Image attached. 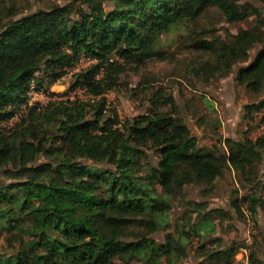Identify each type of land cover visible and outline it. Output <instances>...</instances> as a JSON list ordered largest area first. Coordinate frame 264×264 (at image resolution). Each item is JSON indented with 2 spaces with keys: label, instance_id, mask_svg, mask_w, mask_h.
<instances>
[{
  "label": "trees",
  "instance_id": "obj_1",
  "mask_svg": "<svg viewBox=\"0 0 264 264\" xmlns=\"http://www.w3.org/2000/svg\"><path fill=\"white\" fill-rule=\"evenodd\" d=\"M213 6L230 22L256 14L251 5L228 0H71L16 18L0 14V122L25 108L16 129L0 130V175L10 179L0 182V264H175L186 257L184 245L174 239L158 244L147 233L129 235L136 220L147 217L154 232L159 201L167 211L184 186L212 184L227 169L244 183H258L261 139L228 138L224 152L199 149L170 97L168 111L152 108L121 126L104 99L92 105L27 103L31 86L48 92L82 56L93 63L78 73L73 87L81 85L93 97L105 94L123 70L114 58L140 63L160 56L161 33L193 23ZM205 44L195 48H212ZM256 45L260 50L248 62ZM216 58L226 71L246 63L237 68L235 82L255 96L264 92V30L259 25L223 43ZM246 108L263 112L264 98ZM249 197L254 202L249 213L255 217L262 198ZM204 206H191L193 213L205 212L192 224L199 236L198 226L209 232L215 214L226 216ZM232 207L242 214L238 199ZM237 250L234 244L217 245L197 264H235Z\"/></svg>",
  "mask_w": 264,
  "mask_h": 264
},
{
  "label": "rangeland",
  "instance_id": "obj_2",
  "mask_svg": "<svg viewBox=\"0 0 264 264\" xmlns=\"http://www.w3.org/2000/svg\"><path fill=\"white\" fill-rule=\"evenodd\" d=\"M70 1L0 0V14L16 18L53 5H66ZM228 1L237 5L249 4L255 8L256 14L242 21L230 22L219 8L213 6L193 23L175 24L159 36L156 50L160 56L145 58L140 63L114 58L123 68L118 74L117 85L98 97L88 94L81 85L73 87L78 73L93 63L88 57L82 56L48 92L37 90L34 85L27 94L28 105L45 107L60 100L84 101L92 105L104 99L105 108L115 111L121 126L134 117L149 113L152 108L168 111L171 107L165 103L170 97L174 101L177 117L196 137L199 149L218 148L224 152V141L228 138L239 140L247 137L264 142V111L249 113L246 108L263 99L264 92L255 96L235 82L237 68L246 63L236 64L226 71L219 68L216 58L219 47L225 42L229 43L239 31L252 29L256 25L264 30V0ZM204 44L212 48H195ZM259 50L258 45L250 50L248 62L253 60ZM20 108L14 117L0 122L3 133L17 128L22 116H25V108ZM147 155L153 162V154ZM42 161L43 158L37 163ZM258 169V183L254 185L242 182L233 170L227 169L212 184L184 186L171 197L167 211L159 201L154 232H150L147 227L146 217L135 221L128 229L129 235L147 233V238H152L158 244L168 239L181 242L186 257L175 264H197L200 261L198 257L204 252L217 245L222 247L231 244L238 248L235 264H252V261L264 264V185L261 183L264 150ZM9 180V177L5 179L0 175V182ZM252 194L262 198L261 205L256 207L255 217L249 213L254 206L249 197ZM236 199L241 202L242 214L232 207ZM195 202L205 204L204 209L207 211L220 209L226 215L215 214L213 229L209 232L198 226L200 236L192 224L201 221L205 212H201V215L191 212ZM1 238L0 244H3L4 239ZM132 264L148 263L136 261Z\"/></svg>",
  "mask_w": 264,
  "mask_h": 264
},
{
  "label": "built area",
  "instance_id": "obj_3",
  "mask_svg": "<svg viewBox=\"0 0 264 264\" xmlns=\"http://www.w3.org/2000/svg\"><path fill=\"white\" fill-rule=\"evenodd\" d=\"M32 87H33V86H31V87H30V89H29V92H28V93H30V90L32 89Z\"/></svg>",
  "mask_w": 264,
  "mask_h": 264
}]
</instances>
